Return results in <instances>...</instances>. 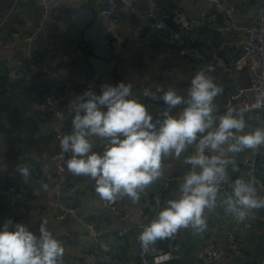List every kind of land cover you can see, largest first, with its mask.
<instances>
[{"label": "crops", "instance_id": "crops-1", "mask_svg": "<svg viewBox=\"0 0 264 264\" xmlns=\"http://www.w3.org/2000/svg\"><path fill=\"white\" fill-rule=\"evenodd\" d=\"M117 1L121 5H117L118 23L112 30L110 45L105 43L107 34L101 17V11L106 8V0H46L47 37L39 36L31 44L14 42L8 48L0 46V59L14 65L12 76L22 67L16 63L28 64L24 60H35L38 68L44 69L46 74L61 82L64 87L62 94L69 101L75 100V92L85 86L86 78L91 74L92 68L96 67L101 86H115L120 82L130 84L134 98L144 103L155 118L164 110V104L159 99L144 97L143 92H156L160 87L167 90L171 86L178 90V94L187 96L191 80L199 67V63L190 57L170 53L172 46L167 34L150 31L149 25L161 20L163 14L155 6H160L163 11L178 7L190 21V27L180 33V39L174 46L176 50L188 53L198 51L209 60L217 55L231 61L237 45L246 38L247 30L254 22L256 7L261 4L260 0H224L216 7L211 0H127L124 6L120 0ZM35 13L34 7L27 0L19 6L14 3L12 9L0 18V37H8L12 28L26 34L33 32L39 21ZM142 31L149 34L145 40L138 38V33ZM71 49H76L77 52L74 53ZM30 70L39 73L31 67ZM208 76L223 90L214 100L218 113L225 110L234 86L250 85L251 72L243 69L227 76L217 69ZM89 89L97 95L101 94L99 87ZM183 107L179 106L172 114L178 115ZM62 109L63 106L56 102L45 105V100L39 106V110L44 113L45 122L38 135L32 133L33 138L29 142L36 140L38 143L39 138L45 140L39 147L34 143L35 151H30L27 158L21 161L20 167L28 169L27 177L18 168H5L0 159V176L29 198V209L23 211L22 223L37 236L43 226L62 242L65 249L62 264H109L98 252L89 225L97 231L106 232L109 248L114 256L123 259L126 264H140L138 235H127L120 239L117 238V233L151 222L164 209L168 200L178 198L183 177L191 170V166L184 161L195 154V145L189 146L179 158L169 156L163 159L165 178L147 186L140 193L138 202L127 197L117 198L116 207L121 212L119 215L104 206V199L96 192L94 181L89 177L74 175L67 166L64 175L69 184L77 188L76 191L72 194L49 191L57 180L56 163L51 159V155L57 152V144L51 130L57 120L56 112ZM233 109L239 111L243 108L235 103ZM102 110L106 111V108ZM64 113L67 119L65 135H70L73 132L74 113L69 108ZM252 115L260 119L262 114L252 112ZM94 143V150L102 152L104 142L94 138ZM254 151L255 149H246L227 154L226 158L234 161V165L227 166V188L235 172L245 175L246 162L254 160ZM151 193L154 197L165 195L163 207L157 213L149 201ZM231 194V191L226 190L217 198L216 207L206 210V228L203 231H196L191 227L181 228L172 237L161 240L160 248L150 245V256L179 242L182 245L180 258L165 264H202L200 255L205 244L210 240L223 244L225 232L233 230L242 249L230 264L250 262L264 236V222L249 220L250 226L247 227L237 221L223 205V201ZM259 195L264 196V191ZM11 200V197L0 196V228L10 221ZM66 205H72L75 213L65 220H59L60 208ZM142 211L145 212V217L141 216ZM258 212L264 217V208L258 209ZM9 230H12L11 224ZM117 244L122 246L120 254L115 250Z\"/></svg>", "mask_w": 264, "mask_h": 264}, {"label": "clouds", "instance_id": "clouds-1", "mask_svg": "<svg viewBox=\"0 0 264 264\" xmlns=\"http://www.w3.org/2000/svg\"><path fill=\"white\" fill-rule=\"evenodd\" d=\"M222 91L203 71L192 78L187 96L171 86L166 91L163 87L145 91L144 97L163 101L164 110L155 118L125 82L102 85L99 95L89 89L70 101L73 132L60 141L61 150L71 153L67 169L94 181L104 200L127 197L138 202L140 193L161 177L162 160L179 158L195 145V154L184 161L191 170L183 177L178 198L168 200L139 236L145 249L181 228L203 231L205 212L216 207L220 186L228 182L227 166L234 165L227 154L264 145V128L244 131L246 109L215 114L214 100ZM181 105L182 111L173 115ZM94 138L104 142L102 152L94 150ZM18 171L29 175L25 167L18 166ZM229 187L232 194L223 205L237 221L244 222L253 210L264 208V196L258 195L251 180L236 179ZM11 223L0 228V264H62V242L45 227L37 236L20 223L9 230Z\"/></svg>", "mask_w": 264, "mask_h": 264}, {"label": "built area", "instance_id": "built-area-1", "mask_svg": "<svg viewBox=\"0 0 264 264\" xmlns=\"http://www.w3.org/2000/svg\"><path fill=\"white\" fill-rule=\"evenodd\" d=\"M37 4L44 9V12L37 22L33 32L23 33L21 31H13L8 37H0V46L5 48L10 47L14 42H22L26 44L33 43L39 36L47 37L48 30L46 28V22L48 20V13L46 11V0H36ZM224 0H211L212 4L219 7ZM261 4L256 7L255 19L247 30L246 38L239 42L237 45L234 58L231 61H226L220 56L215 55L212 59H208L203 53L198 51L186 52L184 50H176L174 47L176 42L180 39V33L182 30L190 27V21L188 20L186 14L181 11L178 7L171 9L170 11H163V9L156 5L157 11H162L161 20L151 23L149 29L152 32L158 34L165 33L168 35V42L172 46L170 48L171 54H180L184 57H190L199 63L198 72H205L206 75L220 69L223 74L227 76L233 75L234 72L243 69H249L251 72L250 86H234L233 91L225 105V110L216 113L217 116L224 115L228 109H233V104H239L245 112H257L261 113L264 117V0H260ZM127 0H121L122 5L127 4ZM117 0H106V8L101 11L102 23L106 32L105 43L107 45L111 44V33L114 27L118 23V18L116 16ZM169 19L175 26L179 27V31H176L165 22ZM149 34L145 32H139L138 38L141 40L147 39ZM128 44V43H127ZM28 64L16 63L17 66L26 67L27 65L39 73H45L46 71L42 68H38L35 63L28 60ZM15 65V66H16ZM5 69L8 76H12L14 73V65L0 59V69ZM91 87L101 88L99 82V74L96 67L92 68L91 74L86 78L85 86L80 90L76 91V96L81 95L85 91L89 90ZM166 91V90H165ZM162 101V100H160ZM52 102H56L63 106V109L56 112V122L52 127L51 134L54 137L57 144V152L51 155V159L56 163L57 167V180L50 187L49 191L51 193L60 194L62 192L72 194L76 191V187L69 184L67 178L65 177L66 171V161L71 158V153H65L61 150L60 141L65 136L67 119L64 113L65 109L69 108L70 101L67 96L48 94L45 97V105H51ZM163 102V101H162ZM255 154H264V145L255 148ZM162 168L164 169V163L162 162ZM228 176V170H227ZM164 173L162 170V175L159 179H164ZM245 181L251 180L257 189L258 195L264 191V187L261 184L258 168L254 160H249L245 165V175L243 178ZM5 180L0 176V196L11 197V218L10 221L12 230H14V225L17 223H22L23 212L18 208V202L27 199L25 193L17 189L14 186H5ZM227 184L223 183L220 186L218 197L224 194L227 190ZM217 197V198H218ZM154 207L156 213L163 207V199L161 196L154 197ZM117 199L112 201L104 200V206L110 208L114 212L121 215V212L117 209ZM75 213V208L72 205H66L60 208L58 219L65 220L69 215ZM141 216L145 217V212H141ZM261 220L264 222V217H261L258 210H253L248 219L244 222V225L249 227V220ZM152 222V221H151ZM151 222H145L139 224L138 226L129 227L126 231L117 233V238L122 239L127 235H138L143 232L144 228L148 226ZM89 230L94 234V240L96 242V247L98 252L104 257L109 264H126V262L114 256L109 248L107 241V234L105 231H97L93 226L89 225ZM120 245L115 246V250L120 254L122 248ZM182 245L179 242L170 244L167 250L160 251L155 255L150 256V246L145 249L141 246L139 242V253H140V264H165L171 261H176L180 258L179 251ZM242 249V245L238 240L235 232L233 230H227L225 232V243L220 244L215 240L208 241L200 255L202 264H230L235 261ZM264 264V255L262 263Z\"/></svg>", "mask_w": 264, "mask_h": 264}, {"label": "trees", "instance_id": "trees-1", "mask_svg": "<svg viewBox=\"0 0 264 264\" xmlns=\"http://www.w3.org/2000/svg\"><path fill=\"white\" fill-rule=\"evenodd\" d=\"M25 0H0V18L12 9L14 3L21 5ZM35 9L37 20L41 18L44 10L36 0H27ZM121 1V0H120ZM117 5L118 4L117 1ZM16 31L13 28L9 32ZM8 32V33H9ZM28 60H24V63ZM35 63V60L32 61ZM30 67H20L15 76H8L5 69H0V159L6 168L17 169L21 161L25 160L30 151H35L41 145L39 142H31L23 138L26 130L34 135L39 134L42 124L45 122L44 113L39 106L48 94L62 95L64 87L60 81L46 73L31 72ZM36 147L35 146L36 144ZM5 186H11V182H4ZM165 195L162 194V199ZM28 199L18 202V208L23 212L29 209ZM120 245V244H117ZM154 247L160 248L162 241L157 240ZM165 248L164 250H166Z\"/></svg>", "mask_w": 264, "mask_h": 264}, {"label": "water", "instance_id": "water-1", "mask_svg": "<svg viewBox=\"0 0 264 264\" xmlns=\"http://www.w3.org/2000/svg\"><path fill=\"white\" fill-rule=\"evenodd\" d=\"M165 22L167 24H169L170 26H172V28L176 31H179V27L175 26L169 19L165 20ZM71 41V39H70ZM71 48V47H70ZM72 52L76 53L77 50L76 49H71ZM250 86V85H249ZM247 86V87H249ZM245 117V121L246 124L248 125V127L245 128V132H249V131H253L256 128H264V120H262L263 116H260V119H258L257 117H255L254 115H252V112H246V114L244 115ZM264 119V118H263ZM46 131V128H45ZM23 138L27 141H30L33 138V134L32 132L26 130L23 134ZM254 161L256 163V166L258 168V173H259V178L261 181V184L264 187V154H260V153H256L255 157H254ZM244 175L242 174H237L236 172L233 174L232 176V182L235 181L236 179H243ZM228 191H231L232 193V189L228 186L227 188ZM154 194L151 193L149 195V201L150 204L153 206L154 205ZM263 255H264V236L259 244V249L257 251H255V253L251 256V260L250 262H247L246 264H261L262 263V259H263Z\"/></svg>", "mask_w": 264, "mask_h": 264}]
</instances>
